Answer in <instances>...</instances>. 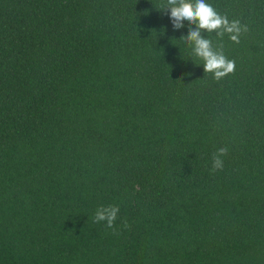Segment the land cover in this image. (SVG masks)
Wrapping results in <instances>:
<instances>
[{
  "label": "trees",
  "instance_id": "trees-1",
  "mask_svg": "<svg viewBox=\"0 0 264 264\" xmlns=\"http://www.w3.org/2000/svg\"><path fill=\"white\" fill-rule=\"evenodd\" d=\"M206 2L219 82L166 0H0V264H264V0Z\"/></svg>",
  "mask_w": 264,
  "mask_h": 264
},
{
  "label": "clouds",
  "instance_id": "clouds-1",
  "mask_svg": "<svg viewBox=\"0 0 264 264\" xmlns=\"http://www.w3.org/2000/svg\"><path fill=\"white\" fill-rule=\"evenodd\" d=\"M162 12L168 14L170 9V19L174 30L184 28L185 22L195 27H189L186 35L181 40L192 45V54L203 61L205 73L211 74L219 82L236 71V61L228 58L223 47L214 49L212 41L202 35V30L211 33L216 31L220 37L225 33L229 39L239 44L241 37L249 32V26L241 23L239 19L229 20L227 15H221L213 5L206 0H166L161 4ZM229 153L227 146L220 147L213 153L212 169L213 173L223 170L224 157ZM120 209L116 205L101 206L96 210L94 222H106V227L114 228L118 219ZM129 225L124 223V227Z\"/></svg>",
  "mask_w": 264,
  "mask_h": 264
}]
</instances>
